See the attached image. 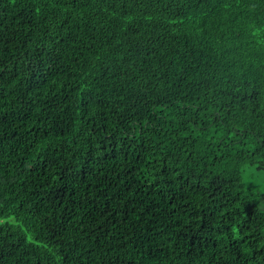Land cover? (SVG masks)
Here are the masks:
<instances>
[{"label": "trees", "instance_id": "16d2710c", "mask_svg": "<svg viewBox=\"0 0 264 264\" xmlns=\"http://www.w3.org/2000/svg\"><path fill=\"white\" fill-rule=\"evenodd\" d=\"M264 0H0V264H264Z\"/></svg>", "mask_w": 264, "mask_h": 264}, {"label": "rangeland", "instance_id": "374dc122", "mask_svg": "<svg viewBox=\"0 0 264 264\" xmlns=\"http://www.w3.org/2000/svg\"><path fill=\"white\" fill-rule=\"evenodd\" d=\"M264 187V184H262V188Z\"/></svg>", "mask_w": 264, "mask_h": 264}]
</instances>
